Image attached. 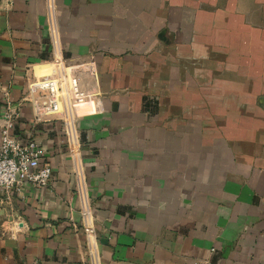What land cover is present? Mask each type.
Instances as JSON below:
<instances>
[{"label": "crops", "instance_id": "0c3cea01", "mask_svg": "<svg viewBox=\"0 0 264 264\" xmlns=\"http://www.w3.org/2000/svg\"><path fill=\"white\" fill-rule=\"evenodd\" d=\"M11 1L0 144L8 91L53 181L14 195L0 264H89L69 114L101 264H264V0H54L69 110L47 0Z\"/></svg>", "mask_w": 264, "mask_h": 264}, {"label": "built area", "instance_id": "2783aa9c", "mask_svg": "<svg viewBox=\"0 0 264 264\" xmlns=\"http://www.w3.org/2000/svg\"><path fill=\"white\" fill-rule=\"evenodd\" d=\"M8 5L9 7L12 5L11 0H9ZM47 7L48 33L53 53L52 63L61 82L60 92L64 96L65 106L69 110L67 86L62 84L68 78V74L64 65L55 1L47 0ZM4 104L0 144V195L11 201L15 194L22 192L25 185L38 189L50 187L53 181V170L49 163L43 162L46 152L36 140L30 139L22 142L15 137L14 130L20 117L21 105L11 101L8 91L4 93ZM65 136L69 151L75 160L76 193L79 200L81 228L86 238L89 264H101L96 218L80 160V140L70 114L65 121Z\"/></svg>", "mask_w": 264, "mask_h": 264}, {"label": "rangeland", "instance_id": "374dc122", "mask_svg": "<svg viewBox=\"0 0 264 264\" xmlns=\"http://www.w3.org/2000/svg\"><path fill=\"white\" fill-rule=\"evenodd\" d=\"M19 211L16 209L14 199L8 201L5 197H0V234L8 231L10 227L18 224Z\"/></svg>", "mask_w": 264, "mask_h": 264}]
</instances>
